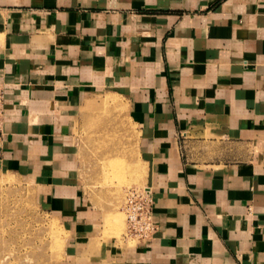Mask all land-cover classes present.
Segmentation results:
<instances>
[{
    "label": "crops",
    "instance_id": "1",
    "mask_svg": "<svg viewBox=\"0 0 264 264\" xmlns=\"http://www.w3.org/2000/svg\"><path fill=\"white\" fill-rule=\"evenodd\" d=\"M0 82V166L33 179L69 257L264 264V0H0ZM102 90L130 101L148 160L157 231L135 246L96 239L80 175Z\"/></svg>",
    "mask_w": 264,
    "mask_h": 264
},
{
    "label": "rangeland",
    "instance_id": "2",
    "mask_svg": "<svg viewBox=\"0 0 264 264\" xmlns=\"http://www.w3.org/2000/svg\"><path fill=\"white\" fill-rule=\"evenodd\" d=\"M102 91L95 92L92 103L83 108L77 121L80 175L89 205L102 212L96 239L115 238L124 246H135L137 242L125 239L126 217L122 206L127 188L153 187L147 180L148 160L139 151L138 127L131 115L130 101L118 93ZM109 96L107 102L105 98ZM133 174L139 179L118 185L120 180H130ZM115 186L121 187V196L117 198L112 195ZM119 216L121 224L117 221ZM70 236V229L62 219L40 205L32 178L0 166L1 264L95 262L94 252L86 244L69 257ZM7 254L11 255L2 260Z\"/></svg>",
    "mask_w": 264,
    "mask_h": 264
},
{
    "label": "built area",
    "instance_id": "3",
    "mask_svg": "<svg viewBox=\"0 0 264 264\" xmlns=\"http://www.w3.org/2000/svg\"><path fill=\"white\" fill-rule=\"evenodd\" d=\"M5 119V86L0 82V130ZM154 190L151 186L129 187L126 190L122 210L126 217L125 239L144 242L157 231L154 221Z\"/></svg>",
    "mask_w": 264,
    "mask_h": 264
},
{
    "label": "bare ground",
    "instance_id": "4",
    "mask_svg": "<svg viewBox=\"0 0 264 264\" xmlns=\"http://www.w3.org/2000/svg\"><path fill=\"white\" fill-rule=\"evenodd\" d=\"M110 97L111 96H109V97H107V98H105L106 100H107V102H108V98L110 99ZM106 100H105V103H106ZM109 159V158H108ZM104 161V160H103ZM130 173V172H129ZM128 173V174H129ZM139 179V177L136 175V174H133V175H131V178H130V180L129 179H126L125 181H122V180H120L119 181V183H118V185H120V184H127V183H133V180H138ZM121 188V187H120ZM120 188L118 187V186H115L113 189H112V195H114V197H118L119 196V190H120ZM120 196H121V194H120ZM120 224H121V217L119 216L118 217V220H117ZM117 229L119 228V225L117 224V227H116ZM125 232H126V229H125ZM9 255H11V254H7L6 256H3V258H2V260H6V258H8L9 257ZM3 261H1L0 260V264L2 263Z\"/></svg>",
    "mask_w": 264,
    "mask_h": 264
}]
</instances>
